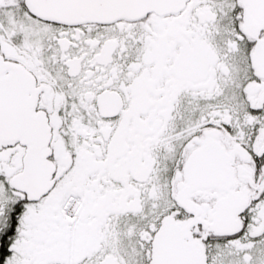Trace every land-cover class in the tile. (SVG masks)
<instances>
[{
	"label": "snow or ice",
	"instance_id": "6c2138e0",
	"mask_svg": "<svg viewBox=\"0 0 264 264\" xmlns=\"http://www.w3.org/2000/svg\"><path fill=\"white\" fill-rule=\"evenodd\" d=\"M0 264H264V0H0Z\"/></svg>",
	"mask_w": 264,
	"mask_h": 264
}]
</instances>
